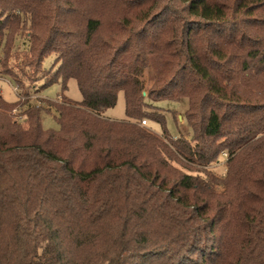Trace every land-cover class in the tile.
<instances>
[{
    "label": "trees",
    "instance_id": "trees-1",
    "mask_svg": "<svg viewBox=\"0 0 264 264\" xmlns=\"http://www.w3.org/2000/svg\"><path fill=\"white\" fill-rule=\"evenodd\" d=\"M0 42V264H264V0H0Z\"/></svg>",
    "mask_w": 264,
    "mask_h": 264
},
{
    "label": "rangeland",
    "instance_id": "rangeland-1",
    "mask_svg": "<svg viewBox=\"0 0 264 264\" xmlns=\"http://www.w3.org/2000/svg\"><path fill=\"white\" fill-rule=\"evenodd\" d=\"M1 45V42H0ZM55 61L54 56H50L45 59L43 62V68L45 70H50ZM0 80V95L8 102H15L22 98V96L15 92L17 90L15 84L7 78L1 77ZM37 78V77H35ZM38 82V81H37ZM38 86L43 85V80L39 81ZM149 84L148 81H146ZM63 79L59 78L56 82L40 88V92H34V95L31 97V103L48 109L42 113V123L44 129H53L57 130L59 128L58 123V114L52 104L61 105L62 98L66 97L73 103H79L82 101V95L79 91L76 80L71 79L66 83V89L63 90ZM36 86V85H35ZM18 91V90H17ZM146 94V92H144ZM143 93V95H144ZM147 95V94H146ZM144 95V96H146ZM44 99L47 102H44ZM155 108L152 110L154 112H161L164 116V127L167 133L172 138H179L181 136L190 139L192 137V130L189 127L186 119L185 112L188 109L189 103L187 99L181 101H171L165 100L160 102H151ZM57 106V105H56ZM104 115L107 118L114 120H124L126 119L125 111V97L123 91L118 94L117 104L114 108L108 109L104 112ZM22 119V118H20ZM23 120V119H22ZM148 120L147 128L151 129L154 133L161 135L163 133V126L155 121ZM141 121L138 123L140 124ZM222 161L218 166L211 167V171L221 176L225 173V156L223 155ZM221 189V188H219Z\"/></svg>",
    "mask_w": 264,
    "mask_h": 264
},
{
    "label": "built area",
    "instance_id": "built-area-1",
    "mask_svg": "<svg viewBox=\"0 0 264 264\" xmlns=\"http://www.w3.org/2000/svg\"><path fill=\"white\" fill-rule=\"evenodd\" d=\"M0 80H1V78H0ZM15 90V92L17 93V90L16 89H14ZM141 125L143 126V127H147L148 126V121L147 120H143L142 122H141ZM224 156L226 157V154H224Z\"/></svg>",
    "mask_w": 264,
    "mask_h": 264
},
{
    "label": "water",
    "instance_id": "water-1",
    "mask_svg": "<svg viewBox=\"0 0 264 264\" xmlns=\"http://www.w3.org/2000/svg\"><path fill=\"white\" fill-rule=\"evenodd\" d=\"M144 95H146V94L144 93Z\"/></svg>",
    "mask_w": 264,
    "mask_h": 264
}]
</instances>
